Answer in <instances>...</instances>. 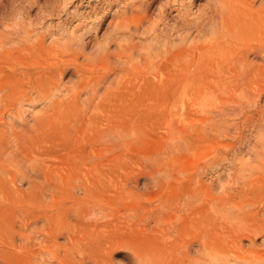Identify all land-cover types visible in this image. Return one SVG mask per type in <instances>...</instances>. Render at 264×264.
Masks as SVG:
<instances>
[{
  "label": "rangeland",
  "instance_id": "374dc122",
  "mask_svg": "<svg viewBox=\"0 0 264 264\" xmlns=\"http://www.w3.org/2000/svg\"><path fill=\"white\" fill-rule=\"evenodd\" d=\"M229 1L0 0V87L3 88H0V164L5 167H0L3 171L0 172V243H5V248L16 255L9 264H138L135 251L150 255L152 249L151 262H146L148 257L140 256L144 259L143 264H154L153 238L160 232L155 230L150 215L158 205L161 193L172 194L185 189L194 173L196 177L198 173L202 176L198 174V179L195 176L194 179L213 185L214 192L223 194L239 186L234 178L239 182L238 176H250V173L257 176L260 162L254 160L255 155L251 154L249 158L245 152L240 153L246 155L243 158L238 157V152L233 155L230 144L237 142L239 145L241 141L242 146L264 148V93L261 95L258 91L264 85V76L244 90L236 82L230 84L227 79L221 80L217 71L223 42L233 38L223 31L218 21L221 12L223 16H232L234 10ZM62 37L68 41H65L66 45L72 41L71 46L66 47ZM14 41L20 42H16V46ZM256 41L254 38L250 44L254 45ZM118 42L125 49L119 48ZM68 46L75 47L70 50ZM53 50H56L55 54H52ZM133 56L135 59L140 56V61ZM148 56L154 58H150L151 63ZM63 58L68 63L60 60ZM250 59L260 60L254 54ZM61 71L64 73L59 76ZM82 81L88 87L79 95L76 88ZM64 86L66 88L62 89ZM67 88L76 92L72 95ZM25 92L29 93L22 96ZM244 92L249 97L243 96ZM63 94L68 97L61 96V99L59 95ZM84 95L91 101L88 102ZM84 102L90 104L85 108ZM80 104H84L83 108ZM239 105L246 107L243 110ZM43 106L46 107L42 109ZM224 107L228 113L222 109ZM240 108L245 112L239 111ZM111 128L120 132L121 137ZM111 131L118 141L111 136ZM113 139L118 142L117 146ZM255 141L259 143L254 144ZM7 159H10L9 164ZM167 160L178 162L185 171L179 167L175 171L174 163L175 177H165V185L158 180L164 175L161 172L165 173L162 163L169 162ZM17 166L21 169L20 178ZM242 167L243 171H239ZM169 181L171 184L167 183ZM78 185L79 192L76 190ZM202 187L207 190L206 186ZM200 192L204 198L208 190L206 194H203L204 190L200 189ZM35 225L38 226L36 233ZM261 236L256 241L259 246H263ZM244 241L248 247L249 240ZM45 245L47 249L58 247L60 251L56 248L55 251L52 248L44 251ZM196 249L197 245L191 248L193 256L198 255ZM204 259L203 263L212 261L210 257ZM0 264L3 263L0 261Z\"/></svg>",
  "mask_w": 264,
  "mask_h": 264
},
{
  "label": "bare ground",
  "instance_id": "6f19581e",
  "mask_svg": "<svg viewBox=\"0 0 264 264\" xmlns=\"http://www.w3.org/2000/svg\"><path fill=\"white\" fill-rule=\"evenodd\" d=\"M223 1V0H222ZM229 1V0H228ZM232 1V10H234L232 12V16L231 17H226V16H223L222 12H221V15H220V24L222 26V29L223 31H227L228 34L230 33V36L232 39H229V42L227 40V42H223L222 45L221 44V48L223 46V49L220 50V56H221V60L220 62H218V65H217V71L220 72L218 73L219 74V77L221 80L224 79H227V81L232 84L234 82L238 83L241 87V89H246L248 88V86L255 82L257 78L260 79V77L264 76V0H231ZM229 1V2H231ZM220 2V1H219ZM218 2V3H219ZM226 10V9H225ZM231 10V9H230ZM220 11H224L223 10H220ZM230 13V12H229ZM231 15V13H230ZM219 25V24H218ZM232 33V34H231ZM53 36V35H52ZM253 36V40L255 38L256 43L253 45V44H250L251 41L248 40L249 38H251ZM35 37V36H34ZM59 36H57L58 38ZM17 38V37H16ZM40 38V37H39ZM51 38V37H49ZM53 38L55 39L56 37L53 36ZM20 40V37L17 38ZM30 39V38H29ZM28 39V40H29ZM62 39H64L62 37ZM66 39V38H65ZM62 40L63 43L66 41V40ZM234 39V40H233ZM1 40V39H0ZM10 40V39H9ZM8 40V41H9ZM22 40V39H21ZM20 40V41H21ZM32 40V39H31ZM35 40V39H34ZM33 40V41H34ZM43 40V38H42ZM41 40V41H42ZM50 40V39H49ZM58 40V39H57ZM61 40V39H60ZM70 40V39H69ZM72 40V39H71ZM19 41V42H20ZM32 41V42H33ZM37 41V40H36ZM61 41V42H62ZM247 41H250V43H248ZM3 42V41H1ZM17 41H14V43L16 44ZM17 42V44L19 43ZM31 42V41H30ZM29 42V43H30ZM52 42V41H50ZM59 42L60 44V41H57ZM68 42V41H66ZM66 42H65V45H66ZM72 42V41H71ZM71 42H70V46H71ZM80 42V41H79ZM13 43V42H12ZM13 43V44H14ZM23 43V42H21ZM62 43V44H63ZM73 43V42H72ZM16 44V46H17ZM28 44V42L26 43ZM46 44V43H45ZM58 44V43H57ZM58 44V45H59ZM67 44V45H68ZM76 44V42L74 43ZM81 44V43H80ZM109 44V43H107ZM119 44V48H123V46L121 45L120 47V43L118 42ZM30 45V44H28ZM42 45V44H41ZM57 45V46H58ZM63 45V46H65ZM66 45V47H67ZM78 45V44H77ZM1 46V45H0ZM15 46V47H16ZM20 46V44H19ZM26 46V45H25ZM32 46V45H31ZM62 48L63 46L60 45ZM68 46V47H70ZM79 46V45H78ZM77 46V47H78ZM128 46V45H127ZM21 47L23 48L24 47V44L23 46L21 45ZM34 47V46H33ZM75 47V46H73ZM73 47H70L68 49L72 50ZM79 48V47H78ZM80 48L81 45H80ZM79 48V49H80ZM105 48V47H104ZM5 49V48H4ZM18 50V48H16ZM20 49V48H19ZM36 49V48H35ZM50 49V47H49ZM75 49V48H74ZM125 49V48H123ZM51 50V49H50ZM129 50V49H128ZM8 51V49H7ZM10 51H12L10 49ZM21 51V50H20ZM40 51V50H39ZM54 53L52 54H55L56 50H53ZM62 51V50H60ZM84 52V49L82 50ZM81 51V52H82ZM1 52V51H0ZM6 52V51H5ZM4 52V53H5ZM9 52V51H8ZM22 52V51H21ZM48 51H46L47 53ZM50 52V51H49ZM52 52V51H51ZM71 52V51H70ZM57 53L59 54V52L57 51ZM56 53V54H57ZM65 53V52H64ZM132 53V51H131ZM8 54V53H7ZM58 54L56 57H58ZM81 54V53H80ZM120 54V53H119ZM122 54V53H121ZM120 54V55H121ZM251 54H254L255 58L257 57V59H260V60H251L250 59V55ZM51 55V54H50ZM77 55V54H76ZM79 55V54H78ZM77 55V56H78ZM82 55V54H81ZM130 55V54H129ZM133 55V54H132ZM132 55L130 57H132ZM9 56V54H8ZM22 57V55H20ZM24 56V55H23ZM28 56V55H27ZM48 56V55H47ZM150 56V55H149ZM148 56V58H149ZM10 57V56H9ZM40 57V56H38ZM42 57V56H41ZM51 57V56H50ZM62 57V56H60ZM81 58V56H79ZM83 57V55H82ZM121 59V56H119ZM127 57V56H126ZM153 56H151L150 58H152ZM159 57V56H158ZM134 58V56H133ZM131 58V60L133 59ZM149 58V60H150ZM25 59V57H24ZM33 59L35 60L36 58L33 56ZM135 59V58H134ZM139 59L140 56H139ZM137 57V59L135 60H138L140 61ZM147 59V58H146ZM154 60V58H152ZM157 59V58H156ZM18 60V59H17ZM21 60V59H20ZM61 61H64V62H67L65 61L66 59H60ZM91 60V59H90ZM124 60H125V57H124ZM148 60V59H147ZM148 60V61H149ZM152 60V61H153ZM26 61V60H24ZM29 61V60H28ZM41 62V60H39ZM87 61V60H86ZM92 61V60H91ZM126 61V60H125ZM151 60L149 61L150 63L152 62ZM22 62V61H21ZM31 62V61H29ZM36 62V61H35ZM47 62V61H46ZM49 62V61H48ZM70 62V61H69ZM85 62V61H84ZM129 62V61H127ZM37 63V62H36ZM63 63V62H61ZM68 63V62H67ZM80 63V62H79ZM88 63V62H87ZM141 63V62H140ZM13 64V63H12ZM27 64V63H26ZM72 64V63H71ZM122 64V63H121ZM124 64V63H123ZM131 64V62H130ZM129 64V65H130ZM134 64V63H133ZM149 64V63H148ZM22 65V64H21ZM19 65V66H21ZM25 65V64H24ZM87 65V64H86ZM147 65V64H146ZM150 65V64H149ZM6 66V65H5ZM18 66V65H17ZM43 66V64H42ZM47 66V65H45ZM52 66V65H51ZM58 66V65H57ZM132 66V65H131ZM130 66V67H131ZM142 66V65H141ZM11 67V66H10ZM24 67V66H23ZM22 67V68H23ZM31 67V66H30ZM36 67V66H35ZM38 67V66H37ZM49 67V66H48ZM85 67V65H84ZM9 68V67H8ZM21 68V69H22ZM39 68V67H38ZM69 68V67H68ZM76 68V67H75ZM215 68V69H216ZM13 69V67L11 68ZM10 69V70H11ZM20 69V68H19ZM32 69V68H31ZM44 69V68H43ZM64 69V68H62ZM1 70V69H0ZM51 70V69H50ZM60 70V69H59ZM138 70V68H137ZM12 71V70H11ZM26 71V70H25ZM30 71V70H29ZM136 71V70H135ZM31 72V71H30ZM44 72V70L42 71ZM79 72V71H78ZM77 72V73H78ZM64 72L61 71L60 75L59 76H62ZM76 73V74H77ZM14 74V72H13ZM79 74V73H78ZM2 75V74H1ZM11 75V74H10ZM119 75V74H118ZM214 75V74H213ZM4 76V75H3ZM9 76V75H8ZM13 76V75H12ZM56 76V75H55ZM58 76V77H59ZM10 77V76H9ZM24 77V76H23ZM35 77V76H34ZM39 77V76H38ZM81 77V76H80ZM37 78V77H36ZM56 78V77H55ZM63 78V77H62ZM32 79V78H31ZM59 79V78H58ZM143 79V78H142ZM169 79V78H168ZM30 80V79H29ZM36 79H34L33 81H35ZM119 80V78H118ZM172 80V79H170ZM7 81V80H6ZM22 81V80H21ZM31 81V80H30ZM40 81V80H39ZM56 81V80H55ZM62 81V79H61ZM85 81V80H84ZM122 81H124L123 79L121 80V84H122ZM143 81V80H142ZM186 81V80H185ZM36 82V81H35ZM44 82V80H43ZM109 82V81H108ZM113 82V80H112ZM120 82V80L118 81ZM163 82V80H162ZM165 82V81H164ZM226 82V81H225ZM224 82V84H226ZM232 82V83H231ZM59 83H62V82H59ZM78 83V81H77ZM31 84V83H30ZM37 84V83H36ZM45 84V83H44ZM120 84V85H121ZM228 84V83H227ZM256 84V82H255ZM63 85V84H62ZM237 85V84H236ZM35 86V85H34ZM60 86V85H59ZM76 86V84H75ZM101 86V84L99 85ZM234 86V84H233ZM258 86V84L256 85ZM3 87V85H2ZM70 87V86H69ZM77 87V86H76ZM88 85L87 84H83V81L79 83L78 87L76 88L77 90V93L80 95L81 92L85 91L87 89ZM91 87V86H90ZM98 87V86H97ZM231 87V86H230ZM1 88V87H0ZM5 88V87H4ZM7 88V87H6ZM33 88V87H31ZM36 88V87H35ZM62 89L63 88H66L65 86L64 87H61ZM72 88V87H71ZM95 88V87H94ZM92 88V89H94ZM102 88V86H101ZM99 88V89H101ZM106 88V87H105ZM224 89V86L222 87ZM221 88V89H222ZM256 88V87H254ZM253 88V89H254ZM3 89V88H1ZM30 89V88H29ZM70 90V88H67L66 90ZM91 89V88H90ZM97 89V88H96ZM222 89V90H223ZM251 89V88H250ZM7 90V89H6ZM36 90V89H35ZM39 90V89H38ZM54 91L56 89H53ZM105 90V89H104ZM257 89H255L256 91ZM260 90V94L262 95V93H264V85L262 86L261 85V89L259 88L258 91ZM1 91V90H0ZM5 91V90H4ZM28 91V90H27ZM32 91V90H31ZM30 91V92H31ZM54 91L52 92V96L54 94ZM57 91V90H56ZM72 95L73 93H75L76 91H72ZM89 91V90H88ZM93 91V90H92ZM99 91V90H98ZM97 91V92H98ZM102 91V89H101ZM251 91V90H250ZM36 91H33V93H35ZM59 92V91H58ZM57 92V93H58ZM64 92V91H63ZM66 92V91H65ZM69 92V91H68ZM253 92V91H252ZM3 93V91H2ZM29 92H25L23 93L22 96H25L27 95ZM41 93V92H40ZM84 93V92H83ZM218 93V92H217ZM247 92H244L243 96L246 94ZM32 94V93H31ZM50 94V93H49ZM59 94V93H58ZM57 94V95H58ZM87 94V93H86ZM89 94V92H88ZM100 94V93H99ZM103 96H104V93H102ZM242 94V92H241ZM252 94H255V93H252ZM36 95V94H35ZM33 94V96H35ZM69 95V94H67ZM94 95V94H93ZM248 95V93H247ZM51 96V94H50ZM60 97L61 96H64L63 95H59ZM66 96V95H65ZM64 96V97H65ZM83 96V95H81ZM80 96V97H81ZM89 96V95H87ZM100 96V95H99ZM251 96V95H250ZM0 97H1V94H0ZM32 97V96H30ZM55 98L58 97V96H54ZM68 97V96H66ZM73 97V96H72ZM84 97L86 98V100L88 99L85 95ZM82 97V99L84 98ZM106 97V96H105ZM246 97H249V96H246ZM7 98V97H6ZM21 98V97H20ZM71 97H69L70 99ZM99 98V97H98ZM257 98V97H256ZM24 99V98H23ZM33 100V97L31 98ZM45 99V98H44ZM50 99V98H49ZM62 99V97H61ZM60 99V100H61ZM68 99V98H67ZM68 99V100H69ZM81 99V98H80ZM90 99V98H89ZM100 99V98H99ZM15 100V99H13ZM42 100V98H41ZM47 100V99H46ZM45 100V101H46ZM53 100V99H52ZM64 100H66L64 98ZM97 100V99H96ZM1 101V99H0ZM21 101V100H20ZM28 101V100H27ZM36 101V100H34ZM32 101V102H34ZM81 101V100H80ZM83 101H85V99H83ZM88 102H90L91 100H87ZM98 101V100H97ZM253 101V100H252ZM257 101V100H256ZM19 102V101H17ZM44 102V100H43ZM25 103V102H23ZM37 103V102H36ZM83 103V102H82ZM87 103V102H86ZM244 103V102H243ZM35 104V103H34ZM40 104V103H39ZM42 104V103H41ZM44 104V103H43ZM42 104V105H43ZM47 104V103H46ZM45 104V105H46ZM49 104V103H48ZM63 104V103H62ZM85 104V102H84ZM83 104V105H84ZM90 104V103H88ZM88 104H85V108L87 107ZM21 105V103H20ZM25 105V104H24ZM23 105V106H24ZM33 105V103H32ZM81 105V104H80ZM83 105H81V107L83 108ZM36 106V105H35ZM49 106V105H48ZM53 106V105H52ZM241 106V105H239ZM244 106L246 107V105H243V108ZM1 107V106H0ZM5 107V106H4ZM10 107V106H9ZM14 107V106H13ZM40 107V105H39ZM42 107V106H41ZM44 107L46 106H43L42 109H44ZM50 107V106H49ZM55 107V105H54ZM80 107V109H81ZM96 107V106H95ZM232 107V106H231ZM38 108V107H37ZM62 108V107H61ZM84 108V109H85ZM93 108V107H92ZM236 108V111L238 110V108L235 106ZM234 108V109H235ZM242 108V106H241ZM240 110L239 111H243V110ZM21 109V108H20ZM32 109V108H31ZM83 112L85 113L86 110ZM98 110L97 108H94V110ZM223 110L225 109L222 108ZM221 109V110H222ZM229 109V107H228ZM227 109V110H228ZM13 110V108H12ZM25 109H23L22 111H24ZM88 110V109H87ZM246 110V109H245ZM33 111V110H32ZM35 111V110H34ZM54 111V110H53ZM52 111V112H53ZM56 111V110H55ZM78 111V110H77ZM80 111V110H79ZM229 112L231 110H228ZM10 112V111H8ZM18 112L22 113V116L23 115V112L19 111ZM37 112L39 113V110H37ZM44 112V111H43ZM60 112V111H59ZM58 112V113H59ZM222 112V111H221ZM220 112V113H221ZM225 112L226 109H225ZM234 112V111H233ZM232 112V113H233ZM245 112V111H243ZM14 113V112H13ZM16 113H17V110H16ZM25 113H26V110H25ZM31 113V112H30ZM29 113V114H30ZM47 113V112H46ZM50 113V112H49ZM54 113V112H53ZM79 113V112H78ZM82 113V112H81ZM90 113V112H89ZM228 113V112H227ZM236 113V112H235ZM238 113V112H237ZM11 114V113H9ZM8 114V116H9ZM15 114V113H14ZM27 114V113H26ZM34 114V117L35 116V113ZM33 114H32V121L35 119L33 118ZM224 114V113H223ZM240 114V112H239ZM249 114V113H248ZM1 115V114H0ZM4 115V114H3ZM19 114L17 113V116ZM55 115V113H54ZM81 115V114H80ZM86 115L87 112H86ZM236 115V114H235ZM250 115V114H249ZM2 116V115H1ZM12 116V115H11ZM27 116V115H26ZM29 116V117H30ZM19 117V116H18ZM76 117V116H75ZM15 118V116H14ZM23 118V117H22ZM10 119V118H9ZM17 119V117H16ZM24 119V118H23ZM31 119V118H29ZM57 119V118H56ZM224 119V118H221V120ZM231 119V118H230ZM4 120V119H3ZM7 120V119H6ZM11 120V119H10ZM86 120V119H85ZM1 121V120H0ZM18 121V120H17ZM25 121H28V119H26ZM24 121V122H25ZM7 122V121H6ZM10 122V121H9ZM19 122V121H18ZM31 122V121H30ZM221 122V121H220ZM229 122V121H228ZM232 122V121H231ZM2 123V122H1ZM22 123V122H21ZM26 123V122H25ZM34 123V121H33ZM76 123H77V120H76ZM80 123V122H79ZM223 123V122H222ZM8 124V123H6ZM11 124V122L9 123ZM23 124V123H22ZM27 124V123H26ZM30 124V123H28ZM27 124V125H28ZM32 124V123H31ZM88 124V122H87ZM86 124V125H87ZM218 124V123H217ZM18 125V124H17ZM226 125V124H224ZM19 126V125H18ZM110 126V125H109ZM219 127H221L220 125H218ZM16 127V125L14 126ZM35 127V125H34ZM107 127V126H106ZM86 128V127H85ZM122 128V127H121ZM8 129V128H6ZM113 129V128H111ZM117 129V128H116ZM120 129V127H119ZM196 129V128H195ZM118 130V129H117ZM203 130V129H202ZM8 131V130H7ZM106 131V130H105ZM108 131H110L108 129ZM107 131V132H108ZM113 133L114 131L116 132L115 129L112 130ZM112 131H111V136L112 137H116L115 135H117L119 138L121 137L120 136V132H116L115 135L112 134ZM119 131V130H118ZM204 131V130H203ZM106 133V132H105ZM109 135H110V132H108ZM101 134V133H100ZM107 135V133H106ZM212 135V134H211ZM31 136V135H30ZM217 136V135H216ZM110 137V136H109ZM4 138V137H3ZM101 138H104L103 135H101ZM189 138V137H188ZM27 139V138H26ZM83 139V138H81ZM110 139V138H109ZM117 139V137H116ZM116 139H113L115 140V143L114 145L116 144V146L118 145V142L116 143ZM262 139V138H261ZM102 140V139H101ZM105 140V139H104ZM184 140V139H183ZM4 141V140H3ZM106 141H107V138H106ZM118 141V139H117ZM193 141V140H191ZM246 142V141H245ZM249 142V141H248ZM252 142V141H251ZM257 145V141H255ZM262 142V141H261ZM100 143H102L100 141ZM107 143V142H106ZM111 143V142H110ZM240 143H242L240 141ZM234 145V144H230V147H232V149L234 150V154L235 155V152H238V157L241 156V158L245 157L247 154H248V158L250 157L251 154H253V156L255 155V159H257L259 162H260V165H259V173H257V176L253 177L250 173V176L248 175H243V177L239 178L238 176V180L239 182H236V179L234 178V181L235 183H239V186H235L233 191H230V193H226V194H223V193H216L214 192L213 188L214 186L213 185H205L202 183V181L198 179V174H197V177L195 176V173H194V176L197 178V179H194V176L191 175V177L189 178V180L186 182V187L185 189H180L181 191L178 192L179 194L177 195H173L172 194H169V193H161V196H159V203L158 205L156 206V208L152 211L150 217L152 220H154L155 224H154V227H156V231L158 229V232H160V234H158L155 238H153V241L154 242V245L152 248H155V253L156 255H153L154 257L158 256V258L155 257V259L153 260L154 261V264H205L206 262L203 263L202 259L203 258H207V257H210L212 261H209L208 263L206 264H264V213L262 214V211L264 212V170H262V167L264 166V148H261L262 146H258L257 147H260L259 149L258 148H255V145H252L251 146H242V145ZM244 143V142H243ZM178 144V143H177ZM193 145V143H191ZM245 144V143H244ZM253 144V142H252ZM261 144V143H260ZM259 144V145H260ZM6 145V144H5ZM174 145V144H173ZM173 145L170 146V148L172 147L173 148ZM223 145V144H222ZM4 146V145H3ZM10 146V145H8ZM23 146V145H22ZM113 146V145H112ZM184 146H187V143L184 145ZM228 146V145H227ZM119 147V146H118ZM121 147V146H120ZM176 147V146H175ZM263 147H264V143H263ZM92 148V147H91ZM117 148V147H115ZM23 149V148H22ZM93 149V148H92ZM108 149V148H107ZM114 149V147H113ZM177 149V148H176ZM179 149V148H178ZM2 150V149H1ZM18 150V149H17ZM118 150V149H117ZM173 150V149H172ZM175 150V149H174ZM173 150V151H174ZM4 151V150H3ZM11 151H13L11 149ZM20 151V150H19ZM94 151V150H93ZM99 151V150H98ZM108 151H112V150H108ZM172 151V152H173ZM193 151V150H192ZM14 152V151H13ZM176 152V151H174ZM214 152V151H213ZM243 152H245L246 155H241V154H244ZM3 153V152H2ZM21 153V152H20ZM241 153V154H240ZM6 154V153H5ZM8 154V153H7ZM6 154V157L9 155ZM13 153H11V156H12ZM94 154V153H93ZM174 155V153H171ZM97 155V154H96ZM95 155V156H96ZM240 155V156H239ZM15 155H13L14 157ZM91 156H92V153H91ZM99 156V155H97ZM172 156V155H171ZM16 157V156H15ZM105 157V156H104ZM252 157V156H251ZM9 158V156H8ZM34 158V156H33ZM80 158V157H79ZM86 158V157H85ZM240 158V159H241ZM11 159V158H10ZM10 159H7L8 162L7 164L10 163ZM15 159V158H14ZM78 159V158H76ZM90 159V157L88 158ZM94 158H92L93 160ZM97 159V158H95ZM173 159V158H172ZM235 159V158H234ZM17 160V159H16ZM35 160V159H34ZM87 160V159H86ZM91 160V159H90ZM245 160V159H244ZM14 162V160H12ZM20 161V160H19ZM89 161V160H88ZM169 161V160H167ZM234 161V160H233ZM252 161V159H251ZM1 162H3V159L1 160ZM13 162H11V165L13 166ZM18 162V161H17ZM170 162V163H169ZM169 162H163L162 164H164L163 166L165 168H162L164 170L162 171H165L164 172H161L163 173L164 175L161 176L160 180H158L160 183L162 184H166V178L165 177H168V178H171L169 177L170 175L172 176L173 173H175L173 170L174 168L172 169V167L174 166V163H175V171L177 170L176 167H179L178 165V162H173L172 160H170ZM244 162V161H243ZM248 164H249V161L247 160ZM258 162V163H259ZM82 163V162H81ZM253 163V161H252ZM2 164V163H1ZM0 164V167L5 168L4 166H2ZM18 164V163H16ZM178 166H177V165ZM245 164V163H244ZM251 164V163H250ZM254 164V163H253ZM4 165V164H3ZM20 165V164H19ZM76 165V164H75ZM246 165V164H245ZM252 165V164H251ZM257 165V164H256ZM78 166V165H77ZM81 166V165H80ZM181 166V165H180ZM238 166V165H237ZM242 166V164H241ZM255 166V165H254ZM18 167V166H17ZM61 167V166H60ZM64 167V166H63ZM162 167V166H161ZM235 167V165H234ZM12 168V167H11ZM32 168V167H31ZM46 168V167H45ZM180 168V167H179ZM251 168V167H250ZM1 169V168H0ZM161 169V168H160ZM181 171H185V168L182 169L180 168ZM240 170L239 171H243V167L242 169L239 168ZM246 169V168H245ZM17 170V169H16ZM41 170L43 171V169L41 168ZM49 170V169H48ZM47 170V171H48ZM80 170V169H78ZM179 170V169H178ZM7 171V169H6ZM15 171V170H14ZM18 178H20V171L21 169L19 170V167H18ZM179 171V172H181ZM238 171V169H237ZM245 171H248V170H245ZM0 172H3L2 170ZM5 172V171H4ZM23 172V171H22ZM21 172V173H22ZM40 172V171H39ZM44 172V171H43ZM58 172V171H57ZM98 172V171H97ZM159 172V171H157ZM178 172V171H177ZM188 172V171H187ZM235 172V171H234ZM250 172V170H249ZM6 174H10L9 172H5ZM5 173H3L5 175ZM24 173V172H23ZM85 173V172H84ZM184 173V172H183ZM182 173V174H183ZM246 173V172H245ZM253 173V172H252ZM254 173V175H256ZM2 174V173H1ZM25 174V173H24ZM87 174V173H86ZM180 174V173H179ZM239 175L240 172L238 173ZM39 175V174H38ZM47 175V174H46ZM157 175H159L157 173ZM177 175V174H176ZM201 176V173L199 174ZM233 175V174H232ZM9 176V175H8ZM12 176V175H11ZM153 176V174H152ZM175 177V175H173ZM193 176V177H192ZM252 176V177H251ZM24 177V176H23ZM27 177V176H26ZM30 177V176H28ZM47 177V176H46ZM202 177V176H201ZM11 178V177H10ZM78 179L80 178V176L77 177ZM76 178V180H77ZM173 178V177H172ZM237 178V176H236ZM75 179V178H73ZM203 179V178H202ZM204 180V179H203ZM21 181V180H20ZM75 181V180H74ZM78 181V180H77ZM168 184L171 182H167ZM184 183V182H183ZM14 184V183H13ZM79 184V182H78ZM180 184L182 185V182H180ZM15 185V184H14ZM77 185V184H76ZM75 185V187H76ZM81 185V184H79ZM78 185V186H79ZM185 184H183L184 186ZM77 186V187H78ZM158 186V185H157ZM180 186V185H178ZM177 186V187H178ZM202 186H206L207 187V190H208V193H207V196L204 198H202V192H200V189L201 190H204L205 193L203 194H206V191L205 189H202L203 187ZM213 186V187H212ZM20 187V186H19ZM71 187V186H70ZM181 187V186H180ZM178 187V188H180ZM53 188V186H52ZM80 188V186L76 189L78 191V189ZM82 188V186H81ZM160 188V187H159ZM174 188V187H173ZM216 188V187H215ZM163 188H161L162 190ZM171 189V188H169ZM28 190V189H27ZM56 190V189H55ZM96 190V189H95ZM183 190V191H182ZM165 192V190H163ZM169 191V190H168ZM174 191V190H173ZM79 192V191H78ZM83 192V191H82ZM162 192V191H161ZM219 192V191H218ZM10 193V192H9ZM81 193V191H80ZM98 193V192H97ZM174 193V194H175ZM225 193V192H224ZM2 194V193H0ZM52 194V193H51ZM99 194V193H98ZM160 194V193H159ZM100 195V194H99ZM2 196V195H0ZM49 196V195H48ZM53 196V194H52ZM3 198V197H2ZM103 198V197H102ZM73 204V203H72ZM104 205V204H103ZM74 207V206H73ZM95 207V206H94ZM94 210V209H93ZM97 210V209H96ZM95 210V211H96ZM57 211V210H56ZM55 212V211H54ZM94 212V211H93ZM98 212V210H97ZM101 212V211H100ZM85 213V212H84ZM92 213V212H91ZM52 214V213H51ZM61 214V213H60ZM78 215V214H76ZM75 215V217H76ZM83 215V213H82ZM61 216V215H60ZM80 216V215H79ZM45 217V216H44ZM81 217V216H80ZM57 218V217H56ZM55 218V219H56ZM68 218V217H67ZM79 218V217H78ZM87 218V217H86ZM91 218V217H90ZM96 218V217H95ZM23 219V218H22ZM59 219V218H58ZM57 219V220H58ZM53 220V219H52ZM57 223L58 224V222ZM79 220V219H78ZM84 220V219H82ZM26 222V221H24ZM37 222V221H36ZM39 222V221H38ZM37 222V223H38ZM41 222V221H40ZM77 222V221H76ZM23 223V222H22ZM28 223V222H27ZM43 223H45V221H43ZM34 224V223H33ZM32 224V225H33ZM39 224V223H38ZM65 224V222H64ZM74 224V223H73ZM25 225V223H24ZM27 225V224H26ZM25 225V226H26ZM29 225V223H28ZM31 225V224H30ZM40 225V224H39ZM42 225V224H41ZM52 226V225H51ZM59 226V225H58ZM65 226V225H63ZM77 226V225H75ZM85 226V225H84ZM27 227V226H26ZM25 227V228H26ZM34 227V226H33ZM36 229H35V232L38 230V226H36ZM48 227V226H47ZM54 227V225H53ZM60 227V226H59ZM149 227V226H148ZM24 228V227H23ZM40 228V227H39ZM68 228V227H67ZM32 229V228H31ZM30 229V230H31ZM48 229V228H47ZM53 229V228H52ZM51 229V230H52ZM60 229V228H59ZM87 229V228H86ZM19 230V229H17ZM34 230V229H33ZM40 230V229H39ZM43 230H46V229H43ZM75 230H76V227H75ZM153 230V229H152ZM28 231V230H27ZM48 231V230H47ZM46 231V232H47ZM59 230H57L58 232ZM64 231V230H63ZM18 232V231H17ZM23 232V230H22ZM30 232V231H29ZM33 232V231H32ZM38 232V231H37ZM39 232H42L41 230ZM70 232V231H69ZM76 232V231H75ZM83 232V231H82ZM154 232V231H153ZM25 233V232H24ZM67 233V232H66ZM50 234V233H49ZM74 234V232H73ZM72 234V235H73ZM76 234V233H75ZM82 234V233H81ZM19 235V234H18ZM22 235V233H21ZM34 235V234H33ZM52 235V234H51ZM58 235V234H57ZM260 235H263L261 237H263V246H259L257 244L256 241L257 240V237H259ZM23 236V235H22ZM39 236V235H38ZM91 236V234L89 235ZM5 237V235H4ZM31 237V236H30ZM43 237V235H42ZM54 237V236H53ZM93 237V236H91ZM14 238V237H13ZM18 238V237H17ZM21 238V237H20ZM44 238V237H43ZM48 238V237H47ZM51 238V237H50ZM49 238V239H50ZM6 239V238H5ZM9 239V238H8ZM16 239V238H15ZM36 239V238H35ZM56 239V238H54ZM68 239V238H67ZM249 240V245L248 247H246L244 245V240ZM12 240V239H10ZM18 240V239H17ZM20 240V239H19ZM29 240V239H28ZM31 240V238H30ZM41 240V239H40ZM40 240H39V243H40ZM58 240V239H56ZM70 240V239H69ZM73 240V239H72ZM94 240V239H93ZM16 241V240H15ZM27 241V240H26ZM36 242V240H34ZM33 241V242H34ZM51 241V240H50ZM80 241V240H79ZM86 241V240H84ZM98 241V240H97ZM4 242V241H3ZM2 242V243H3ZM17 242V241H16ZM29 242V241H28ZM45 242V241H44ZM70 242H73V241H70ZM75 242H78V241H75ZM112 244H114L113 242L114 241H111ZM23 243V242H21ZM43 243V241L41 242ZM79 243V242H78ZM6 244H8L6 242ZM27 244V243H26ZM33 244V243H32ZM44 244V243H43ZM48 244V243H47ZM50 244V243H49ZM66 244V243H65ZM64 244V245H65ZM69 244V243H68ZM67 244L66 247H69ZM111 244V245H112ZM116 244V242H115ZM17 245V243H16ZM35 245V243H34ZM39 245V244H38ZM42 245V244H41ZM57 245V244H56ZM72 245V244H71ZM197 245V249H196V252H198L197 256H193L191 254V248L193 246ZM5 243L1 244L0 243V261L4 264V263H10L12 262L11 259H13L14 257H16V255L9 251V249L7 250L5 248ZM22 246H25V245H22ZM59 246V244H58ZM74 246H77V245H74ZM73 246V247H74ZM155 246V247H154ZM9 247V246H8ZM10 247H13L12 245ZM16 247V246H15ZM18 247V246H17ZM16 247V248H17ZM27 247V246H26ZM40 247V246H39ZM38 247V249H39ZM63 247V246H62ZM24 248V247H22ZM30 248V247H29ZM35 248V247H34ZM33 248V250H35ZM42 248V246H41ZM45 248H46V245H45ZM50 248L52 247H49V249H45L44 251H55L54 248H56V251H60V250H57L58 247H54L50 250ZM71 248V247H70ZM150 248V249H152ZM24 249H28V248H24ZM32 249V248H30ZM29 249V250H30ZM59 249V248H58ZM61 249V248H60ZM63 249V248H62ZM65 249V248H64ZM138 249V248H137ZM10 250H14V249H10ZM16 250V249H15ZM78 250V249H77ZM43 251V250H42ZM43 251V252H44ZM66 251V249H65ZM70 251V250H69ZM153 249L150 250L149 254L151 255ZM23 252V251H22ZM71 252V251H70ZM74 252V251H73ZM86 252V251H85ZM140 252V251H139ZM27 253V252H26ZM50 253V252H48ZM61 253V252H60ZM136 253V262L138 264H143L144 263V259L146 257H148V259L146 258V262H151L152 260V256L150 258V255H145V253H138V251H135ZM193 253V252H192ZM21 254V253H20ZM29 254V253H28ZM31 254V253H30ZM42 254V253H40ZM67 254V253H66ZM144 254V255H143ZM25 255V253H24ZM23 255V256H24ZM142 255V257H144V259H142V257L140 256ZM56 256V255H55ZM68 256V255H67ZM26 257V255H25ZM59 257V256H58ZM139 257H141V259H139ZM26 258H29V255L28 257ZM32 258V257H31ZM62 258V257H61ZM67 258V257H66ZM33 259V258H32ZM204 259V260H205ZM64 260V259H63ZM123 260V259H122ZM142 263H139L140 261ZM32 261V260H31ZM29 261V262H31ZM35 261V260H34ZM62 261V260H61ZM139 261V262H138ZM16 262H18L16 260ZM36 262V261H35ZM47 262V261H46ZM60 262V261H59ZM145 262V264H146ZM34 263V262H33ZM48 263H51V262H48ZM36 264V263H35ZM63 264V263H62ZM97 264V263H95Z\"/></svg>",
  "mask_w": 264,
  "mask_h": 264
}]
</instances>
